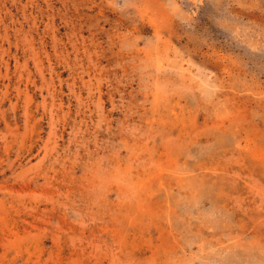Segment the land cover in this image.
<instances>
[{
	"label": "rangeland",
	"instance_id": "374dc122",
	"mask_svg": "<svg viewBox=\"0 0 264 264\" xmlns=\"http://www.w3.org/2000/svg\"><path fill=\"white\" fill-rule=\"evenodd\" d=\"M0 264H264V0H0Z\"/></svg>",
	"mask_w": 264,
	"mask_h": 264
}]
</instances>
